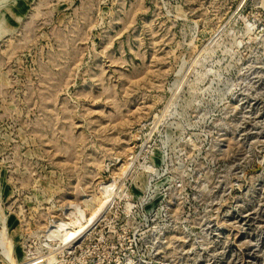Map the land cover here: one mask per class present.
<instances>
[{"label":"rangeland","instance_id":"374dc122","mask_svg":"<svg viewBox=\"0 0 264 264\" xmlns=\"http://www.w3.org/2000/svg\"><path fill=\"white\" fill-rule=\"evenodd\" d=\"M0 264H264V0H0Z\"/></svg>","mask_w":264,"mask_h":264},{"label":"bare ground","instance_id":"6f19581e","mask_svg":"<svg viewBox=\"0 0 264 264\" xmlns=\"http://www.w3.org/2000/svg\"><path fill=\"white\" fill-rule=\"evenodd\" d=\"M76 233V232H75Z\"/></svg>","mask_w":264,"mask_h":264}]
</instances>
